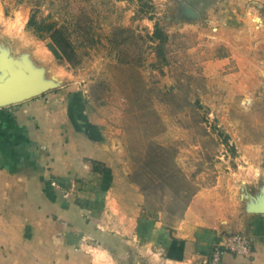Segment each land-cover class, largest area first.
<instances>
[{"label":"rangeland","instance_id":"1","mask_svg":"<svg viewBox=\"0 0 264 264\" xmlns=\"http://www.w3.org/2000/svg\"><path fill=\"white\" fill-rule=\"evenodd\" d=\"M187 4L0 0V83L24 73L77 92L111 142L119 137L143 210L168 230L191 203L240 227L264 204V81L248 62L237 66L215 29L186 13ZM32 15L63 31L72 63L50 33L39 37L27 27ZM95 253L94 264H167L154 246L129 244L119 263Z\"/></svg>","mask_w":264,"mask_h":264},{"label":"crops","instance_id":"2","mask_svg":"<svg viewBox=\"0 0 264 264\" xmlns=\"http://www.w3.org/2000/svg\"><path fill=\"white\" fill-rule=\"evenodd\" d=\"M187 1L237 66L264 81V0ZM55 88L0 107V264H94L96 251L119 263L129 244L154 246L167 264H204L220 235L237 231L252 253L218 264H264V212L234 227L191 203L168 230L143 210L119 137L111 142L77 92Z\"/></svg>","mask_w":264,"mask_h":264},{"label":"water","instance_id":"3","mask_svg":"<svg viewBox=\"0 0 264 264\" xmlns=\"http://www.w3.org/2000/svg\"><path fill=\"white\" fill-rule=\"evenodd\" d=\"M185 11L188 15L195 17L198 13L191 6H186ZM40 81L32 80L29 74H20L19 77L12 81H3L0 83V107L8 106L22 101L28 100L32 97L38 96L45 92L52 82L42 79ZM255 211L264 212V204L260 207H255Z\"/></svg>","mask_w":264,"mask_h":264},{"label":"built area","instance_id":"4","mask_svg":"<svg viewBox=\"0 0 264 264\" xmlns=\"http://www.w3.org/2000/svg\"><path fill=\"white\" fill-rule=\"evenodd\" d=\"M253 251V240L245 232H227L220 235L212 253L203 259L204 264H218L224 253L248 256Z\"/></svg>","mask_w":264,"mask_h":264},{"label":"trees","instance_id":"5","mask_svg":"<svg viewBox=\"0 0 264 264\" xmlns=\"http://www.w3.org/2000/svg\"><path fill=\"white\" fill-rule=\"evenodd\" d=\"M27 27L30 29H33L34 32L39 37H41L40 34L42 32L46 31L50 33L49 37L51 39V42L55 46V48L61 53V55L64 57L65 60H67L69 63L73 62V56L75 54L74 49L72 47L71 42L67 39V37L65 36V34L63 33L61 29L55 28L53 24L42 25V22L41 23L38 22L34 15L30 17L27 23ZM163 36H164V33L161 27L158 24H156L155 31H154V37L156 39H161ZM93 163H96V161H93ZM187 205L189 204L187 203Z\"/></svg>","mask_w":264,"mask_h":264}]
</instances>
